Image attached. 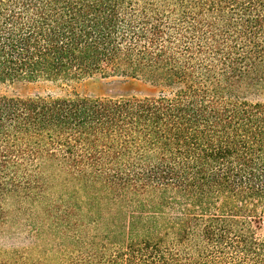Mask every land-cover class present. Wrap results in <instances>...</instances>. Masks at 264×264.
Returning <instances> with one entry per match:
<instances>
[{
  "label": "trees",
  "instance_id": "1",
  "mask_svg": "<svg viewBox=\"0 0 264 264\" xmlns=\"http://www.w3.org/2000/svg\"><path fill=\"white\" fill-rule=\"evenodd\" d=\"M95 73L159 92L0 93V264H264V0H0L1 83Z\"/></svg>",
  "mask_w": 264,
  "mask_h": 264
},
{
  "label": "rangeland",
  "instance_id": "2",
  "mask_svg": "<svg viewBox=\"0 0 264 264\" xmlns=\"http://www.w3.org/2000/svg\"><path fill=\"white\" fill-rule=\"evenodd\" d=\"M159 89L148 82L113 73H95L69 80H39L0 82V93L18 96H33L52 93L54 95H80L95 98H120L129 96H151ZM21 218V219H20ZM250 229L264 238V216L258 221L250 220ZM41 241L36 238L24 215H14L0 227V250L23 249Z\"/></svg>",
  "mask_w": 264,
  "mask_h": 264
}]
</instances>
